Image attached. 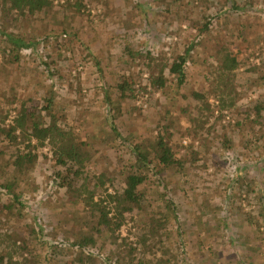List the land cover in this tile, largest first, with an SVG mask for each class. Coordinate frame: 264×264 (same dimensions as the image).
I'll use <instances>...</instances> for the list:
<instances>
[{"label": "rangeland", "instance_id": "obj_1", "mask_svg": "<svg viewBox=\"0 0 264 264\" xmlns=\"http://www.w3.org/2000/svg\"><path fill=\"white\" fill-rule=\"evenodd\" d=\"M53 1L29 17L7 11L0 0V126L12 123L23 105L49 122L43 107L52 99L59 126H68L90 155L75 185L85 180L109 217L115 208L106 194L121 192L133 143L154 145L160 133L185 160L183 171L161 173L165 188L148 183L151 207L144 204L140 215L134 207L119 229L104 240L97 236L94 264H242L243 257L264 264V201L258 206L264 195V112L253 122L254 104L264 105V0H240L239 10L206 30L204 15L219 7L214 0H83L80 10ZM11 38L32 46L16 50ZM190 44L186 83L178 87L164 68L166 85H152L158 66ZM224 50L239 61L228 73L220 69ZM121 81L134 88L133 98L121 97ZM193 91L206 99H195ZM220 97L231 103L222 110ZM111 113L127 144L111 134ZM17 147L27 150L0 132V239L12 234L4 260L9 253L18 264H57L50 252L62 248L65 264H75L73 249L58 242L82 236L96 220H88V207L73 203L66 180H54L56 172L55 179H68L74 167L56 163L45 145L37 162L18 172L11 166ZM9 181L22 204L8 203L7 209L1 184ZM164 193L179 208L176 217L164 208ZM150 222L155 239L147 231ZM31 228L40 231L26 239ZM145 235L147 246L141 243Z\"/></svg>", "mask_w": 264, "mask_h": 264}, {"label": "trees", "instance_id": "obj_2", "mask_svg": "<svg viewBox=\"0 0 264 264\" xmlns=\"http://www.w3.org/2000/svg\"><path fill=\"white\" fill-rule=\"evenodd\" d=\"M53 2V0H2L3 8H6L7 11L29 17L35 15L36 13L46 12L49 8L53 7ZM65 3V7L73 8V10H80L81 7L84 6L83 0H77L73 3H70L69 0H65ZM214 3L219 5V7L216 10L204 15L205 21L202 25L203 30L208 29L214 19L221 17V15H226V13H232L234 10H239L242 7V5H240V0H214ZM11 43L15 45L16 50H19L22 47L32 46L31 43L26 44L17 38H11ZM192 48L193 44H190L184 49L182 54L177 55V57L172 59L169 64L162 63L158 66V72L151 78V84L159 88L164 87L167 79L164 77L163 72L164 68H167L168 74L173 76L178 87L184 85L186 83L185 64ZM223 52L224 53L222 54L220 51L222 56L220 69L223 70V72L225 71L228 73L237 67L239 61L235 56H231L229 51L224 50ZM224 87H226V85H224ZM117 89L120 91L121 97H125L127 93L130 97H134V88L128 85L125 81L118 83ZM191 96L198 100L206 99L205 94L197 91H193ZM219 100L220 106L218 107L221 110L231 104H227V101L223 97H220ZM51 102L52 99L48 102L49 106L43 107V110H47L46 112H48L49 116H51L49 122H43L41 119H36L35 114L27 113L26 108L23 105L21 106L17 117H14L12 120V123H10L7 127L0 126V132L5 135L10 144L17 145L19 143H24V146L27 148V150H23L17 147V152L11 163L13 170L18 172L29 170L31 168L30 166L34 165L38 160V149L45 145H50L51 150L56 156V163L58 162L59 164L61 163L74 167V171L69 169L68 173L71 174L68 179L67 177L65 178V176L60 179H55V177H59V172H56L54 180H58V185H63L62 181L66 180L65 188L69 192L73 193V203L88 207V220L92 223L94 222L93 220H96V222L94 227L82 236L74 238L70 241L64 238L59 241L58 244L60 247H65L66 244H68V248L73 249L75 253L72 262H75V264H94L97 255L94 249L98 246L97 236H103L102 239L104 240L106 238L105 235L113 233L115 230L119 229L125 221V213L132 211L134 207L139 210V215L142 212L140 210L144 204L147 203L148 207H151L152 204L149 201L151 196L148 195V183L152 182L156 186H163L165 188V183L160 177L161 173L168 169H174L177 172L183 171L185 160L176 157L169 140H167L165 136L160 133L156 136L154 145H150L143 141L133 143L132 151L129 157L130 159H128L129 161L126 167L127 171L122 172L124 186L121 192L117 193V197H115L114 193L112 194L108 192L106 194V198L110 202L114 203L115 208V217H109V211L105 210L103 204L97 203V201L94 200L95 193L88 187V185H86L87 183L85 180L84 183L80 182L79 186L75 185L76 179L74 176L77 177L79 175L81 170L84 168L85 163L89 161L90 155L84 147V143L71 132L68 126L65 128L59 126L58 119H56L54 114H52L53 109L51 108ZM204 105V109L207 110L208 103L206 100L204 101ZM262 112H264V105L262 106L255 103L253 106V122L257 123L262 118ZM216 118H218V116ZM248 120H250L249 115L246 116V121ZM117 121V116L111 113V134L115 135L119 139L123 138V144H127L129 142L127 136H122V134L117 131ZM191 159L195 160V158ZM98 182L101 185H105L102 176L98 177ZM12 184L13 183L10 181L8 183L1 184L2 188L5 189L4 195H6V202L3 203V206L7 209L12 207L11 205L13 202L22 204L19 200L20 196L16 191H14ZM110 186L112 187L113 184H110ZM153 190L158 198V189L154 188ZM259 195L260 201L258 202V206H262L264 195H262V193ZM162 202L164 203V208L170 210L176 217L179 208L173 199L167 197L166 193H164ZM221 225L222 224L219 222L216 224L217 227H220ZM229 226L231 225L225 221L223 228L227 230ZM147 227V231L149 232L151 239H155L157 235L156 227L152 222L147 224ZM38 231L40 230L31 228L27 231L25 238L29 239L32 233L36 234ZM11 235V233H5L4 238L0 239V264H18L16 261H13V256L9 253H7V258L4 260L9 243H11ZM147 240L148 235L142 236L141 243L143 246H147ZM18 248L20 249V252L23 253L27 249V245L23 243L21 246H18ZM61 249L62 248L58 250L55 248V251L50 252L52 258L56 259L57 264H65L64 253ZM150 249L152 250L151 246L149 247V250ZM161 258L162 257H160V259ZM244 259V257L241 258L237 263L252 264L249 259L247 261H244ZM48 260L49 258L46 259V261ZM29 264H36V261L33 260ZM116 264L120 263L117 261Z\"/></svg>", "mask_w": 264, "mask_h": 264}]
</instances>
